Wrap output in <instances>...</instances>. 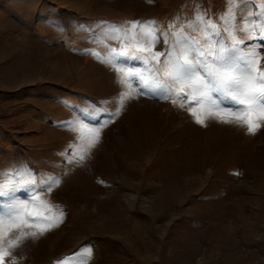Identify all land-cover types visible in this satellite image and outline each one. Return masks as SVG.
Segmentation results:
<instances>
[{
	"label": "rangeland",
	"instance_id": "rangeland-1",
	"mask_svg": "<svg viewBox=\"0 0 264 264\" xmlns=\"http://www.w3.org/2000/svg\"><path fill=\"white\" fill-rule=\"evenodd\" d=\"M229 9L240 28L264 0H0V171L58 177L43 196L65 212L58 228L13 250L19 264H74L84 247L89 264H264V128L203 127L186 108L144 95L113 115L124 89L87 54H107L92 39L101 22L154 20L171 40L197 11L219 23ZM95 108L98 119L81 111ZM77 119L101 128L83 164L68 163L75 134L62 126Z\"/></svg>",
	"mask_w": 264,
	"mask_h": 264
},
{
	"label": "snow or ice",
	"instance_id": "snow-or-ice-1",
	"mask_svg": "<svg viewBox=\"0 0 264 264\" xmlns=\"http://www.w3.org/2000/svg\"><path fill=\"white\" fill-rule=\"evenodd\" d=\"M219 21L209 18L206 11H197L179 29L171 31V40L154 20L121 25L101 22L100 31L92 39L106 47L107 54L101 56L95 49L87 50V54L111 67L124 89L115 100L113 115L118 116L129 100L144 95L186 108L194 122L203 127L215 121L246 129V134L253 136L264 128V68L259 66L260 50L264 48L260 43L264 41V10L247 14L240 28L235 9L227 10ZM173 28L175 24H169V29ZM185 28L198 31L201 39L189 35ZM237 31L247 33L253 43L239 40ZM107 40L119 41L120 47L108 46ZM161 41L166 49L155 51ZM133 60L142 67L126 63ZM81 111L98 119L103 110ZM62 126L75 134L67 153L68 163L83 164L99 143L101 128L79 119ZM60 183L55 176L38 181L31 172L0 171V264H19L24 257L14 255L13 250L22 248L28 240L44 237L64 222L63 208L43 196ZM23 187H30L27 199L17 195ZM92 257L91 247L81 248L74 254V264H89Z\"/></svg>",
	"mask_w": 264,
	"mask_h": 264
}]
</instances>
